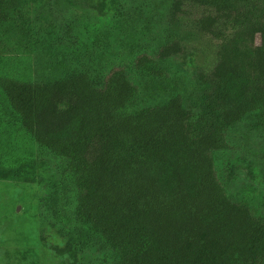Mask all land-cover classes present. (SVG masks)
Returning a JSON list of instances; mask_svg holds the SVG:
<instances>
[{"label":"trees","instance_id":"1","mask_svg":"<svg viewBox=\"0 0 264 264\" xmlns=\"http://www.w3.org/2000/svg\"><path fill=\"white\" fill-rule=\"evenodd\" d=\"M13 19L0 0V23ZM182 23L218 40L211 68L193 76L204 99L197 108L175 92L128 111L136 86L118 65L100 84L84 70L52 80L0 75L19 126L66 158L70 172L56 184L72 176L73 194L57 226L70 239L76 223L87 231L77 246L80 256L92 250L91 264H264V210L234 196L233 166L220 161L235 148L232 128L249 116L264 124V0H173L161 27ZM184 52L180 38L163 37L133 67L168 77L164 63Z\"/></svg>","mask_w":264,"mask_h":264},{"label":"rangeland","instance_id":"2","mask_svg":"<svg viewBox=\"0 0 264 264\" xmlns=\"http://www.w3.org/2000/svg\"><path fill=\"white\" fill-rule=\"evenodd\" d=\"M172 1L7 0L14 19L0 23V75L52 80L84 70L100 84L118 65L136 86L128 111L175 92L197 108L204 99L193 76L211 68L218 40L184 23L176 29L161 27ZM167 35L180 38L186 51L164 63L171 71L168 77L152 78L133 67L138 53ZM251 119L231 129L235 148L220 155V161L233 166L228 184L234 196L264 210V124ZM61 171L70 172L66 158L39 147L0 94V264L92 263V250L78 253L77 242L87 239V231L76 223L70 239L58 229L57 211L72 197L67 187L74 186L70 175L63 178L67 184H56ZM61 212L72 217L69 206Z\"/></svg>","mask_w":264,"mask_h":264}]
</instances>
